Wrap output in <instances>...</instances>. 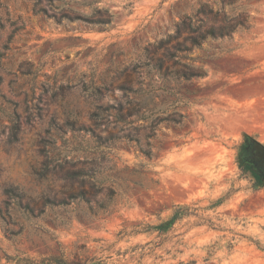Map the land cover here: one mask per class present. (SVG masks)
Returning a JSON list of instances; mask_svg holds the SVG:
<instances>
[{
  "label": "rangeland",
  "instance_id": "obj_1",
  "mask_svg": "<svg viewBox=\"0 0 264 264\" xmlns=\"http://www.w3.org/2000/svg\"><path fill=\"white\" fill-rule=\"evenodd\" d=\"M93 1L0 0V264L61 255L264 264V171L251 164H264V0L238 3L249 30L191 53L207 73L186 82L190 100L162 105L184 117L162 124L153 160L125 143L114 148L118 167L148 162L158 183L120 189L110 216L89 218L78 196L90 186L68 172L98 134L119 133L97 125L98 106L122 99L120 86L136 77L125 66L145 60L144 47L173 32L199 0ZM95 6L114 15L108 28L76 18Z\"/></svg>",
  "mask_w": 264,
  "mask_h": 264
},
{
  "label": "trees",
  "instance_id": "obj_2",
  "mask_svg": "<svg viewBox=\"0 0 264 264\" xmlns=\"http://www.w3.org/2000/svg\"><path fill=\"white\" fill-rule=\"evenodd\" d=\"M239 2L240 0H199L193 11L180 15L173 32L144 47L142 55L146 56L145 60L139 55V58L125 66L123 71L127 76L135 74L136 77L128 78L120 86L124 92L122 99L117 104L98 106V111L94 114L98 126L111 125L119 128V133L106 136L98 134L92 146L86 145V156L78 159L80 167L68 172L69 177L90 186V190L81 191L78 196L79 205L84 204L81 215L89 218L110 216L114 212L115 198L120 189L140 191L148 189L150 184L158 183L157 179L147 176L145 167L148 162L140 164L139 168L118 167L113 150L125 143L126 147L135 148L147 160L151 161L157 156L162 124L181 123L180 117H184L176 108L164 109L162 105L171 102L170 106H174L180 98L190 100L195 92L185 85L186 82L201 78L207 73L203 65L195 64L200 57H193L191 53L196 49L205 52V44L210 41L231 40L236 31L252 27L248 12L238 9ZM76 18L106 29L113 23L114 15L106 8L95 6L91 13H80ZM210 19L220 22L217 25L208 24ZM253 143L258 144L252 140L250 146ZM246 157L249 156L245 155ZM251 164L255 167L261 165L259 159ZM260 167L264 171V166ZM104 190V196L98 199L97 196ZM154 227L159 233L167 230L164 223ZM18 264L106 263L99 258L75 256L68 259L61 255L39 261L23 257L18 260Z\"/></svg>",
  "mask_w": 264,
  "mask_h": 264
},
{
  "label": "flooded vegetation",
  "instance_id": "obj_3",
  "mask_svg": "<svg viewBox=\"0 0 264 264\" xmlns=\"http://www.w3.org/2000/svg\"><path fill=\"white\" fill-rule=\"evenodd\" d=\"M259 160H260L261 165L264 166V164L262 163V160L261 159H259Z\"/></svg>",
  "mask_w": 264,
  "mask_h": 264
}]
</instances>
